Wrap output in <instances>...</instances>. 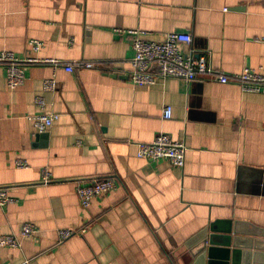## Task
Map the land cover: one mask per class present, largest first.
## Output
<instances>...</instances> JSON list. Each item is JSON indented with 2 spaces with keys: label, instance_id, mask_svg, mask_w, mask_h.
<instances>
[{
  "label": "crops",
  "instance_id": "crops-1",
  "mask_svg": "<svg viewBox=\"0 0 264 264\" xmlns=\"http://www.w3.org/2000/svg\"><path fill=\"white\" fill-rule=\"evenodd\" d=\"M130 30L190 33L184 50L231 81L134 85ZM0 51L95 64H26L16 89L0 66V189L14 199L0 205V237L37 226L19 247L0 245L2 264H264V93L233 78L264 75V0H0ZM38 95L59 114L46 132L32 119ZM160 132L185 142L184 167L137 156ZM105 178L115 189L82 207L78 185ZM67 228L85 231L60 241Z\"/></svg>",
  "mask_w": 264,
  "mask_h": 264
},
{
  "label": "built area",
  "instance_id": "built-area-1",
  "mask_svg": "<svg viewBox=\"0 0 264 264\" xmlns=\"http://www.w3.org/2000/svg\"><path fill=\"white\" fill-rule=\"evenodd\" d=\"M134 35L133 48L134 57L130 60L131 72L130 80L136 86L154 85L169 78L183 79L188 82L201 80H212L221 83L231 81L229 75L217 71L208 63L206 53H196L194 49L184 50V46L192 44L193 37L188 32L171 31L163 41H150L142 37L139 30H130ZM30 45L34 51H39L43 43L39 40H31ZM26 64L32 65H52L54 67L63 66L67 71H73L75 67H94L93 62L67 63L60 59L37 57L19 58L13 52L0 51V66L6 69L7 84L11 89H16L25 81ZM244 91L264 93V75H260L251 69H245L241 74L233 77ZM55 78L47 79L43 83L45 91L57 89ZM35 103L40 109V113L32 117L38 132H46L59 118V114L46 110L44 97L38 95ZM163 117H172V107L166 106L163 109ZM187 145L184 141L175 140L169 134L160 132L153 141L149 143H138L137 156L147 160L165 158L176 167H184L186 161ZM18 167H27L28 163L24 160L17 161ZM42 182L49 184L53 177L46 169L42 173ZM116 183L112 178L94 179L85 184H79L77 194L82 207L87 208L92 201L102 195L114 190ZM14 199L6 190L0 189V205H7ZM85 229H60L58 232L59 240L64 241L77 233H83ZM37 226L33 222L24 223L20 236L6 234L0 237V245L5 247H19L21 238H29L35 235ZM0 264H2L0 262ZM20 264H29V260Z\"/></svg>",
  "mask_w": 264,
  "mask_h": 264
},
{
  "label": "water",
  "instance_id": "water-1",
  "mask_svg": "<svg viewBox=\"0 0 264 264\" xmlns=\"http://www.w3.org/2000/svg\"><path fill=\"white\" fill-rule=\"evenodd\" d=\"M208 241V240H207ZM210 241V240H209ZM216 243V241L215 240H213V238L211 239V243L208 245L209 247H208V256L210 255V257L212 256V251H213V249H212V244H215ZM207 245V244H206ZM204 256H206V253L204 254ZM204 256L202 255V257H201V259H200V261L204 258ZM246 256L248 257V259L250 258V253H246ZM226 264H228V262L226 263Z\"/></svg>",
  "mask_w": 264,
  "mask_h": 264
}]
</instances>
